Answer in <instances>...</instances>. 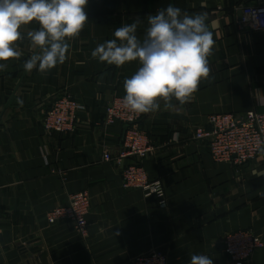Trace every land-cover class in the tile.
<instances>
[{"label": "crops", "instance_id": "1", "mask_svg": "<svg viewBox=\"0 0 264 264\" xmlns=\"http://www.w3.org/2000/svg\"><path fill=\"white\" fill-rule=\"evenodd\" d=\"M169 4L207 14L215 40L210 78L191 102L145 114L138 125L152 151L121 158L126 127L107 126L106 107L125 95L123 82L139 64L108 65L91 52L136 19L142 38L147 15ZM248 5L264 0H89L88 22L69 41L68 58L47 74L24 69L32 48L26 38L17 42L21 57L0 62L7 63L0 70V264H131L154 249L169 264H189L194 254L234 264L225 252L227 233L250 229L264 239V154L244 164L216 161L209 141L193 138L210 128L211 114L264 110V30L240 28ZM38 27L33 22L21 32ZM63 93L84 109L74 131L48 133L43 117ZM138 160L150 180L164 184L166 203L123 187L124 166ZM76 192L91 198L87 238L71 221L47 219ZM246 264H264V246Z\"/></svg>", "mask_w": 264, "mask_h": 264}, {"label": "clouds", "instance_id": "2", "mask_svg": "<svg viewBox=\"0 0 264 264\" xmlns=\"http://www.w3.org/2000/svg\"><path fill=\"white\" fill-rule=\"evenodd\" d=\"M89 0H0V62L17 60L22 53L17 42L30 41L32 54L23 65L42 74L68 58L69 41L77 38L86 23ZM143 37H138L139 19L121 24L114 38L91 52L94 59L121 67L139 64L123 82V106L132 113L148 114L174 110L191 102L202 81L209 80L208 58L215 40L206 24L207 14H189L169 4L146 17ZM35 22L39 27L21 29ZM7 63H0L4 70ZM189 264H213L207 255H191Z\"/></svg>", "mask_w": 264, "mask_h": 264}, {"label": "built area", "instance_id": "3", "mask_svg": "<svg viewBox=\"0 0 264 264\" xmlns=\"http://www.w3.org/2000/svg\"><path fill=\"white\" fill-rule=\"evenodd\" d=\"M240 22L242 30H264V5H248L242 8ZM123 96H116L106 107L105 124L116 122L125 125L123 149L119 157L145 158L151 151L149 134L141 129L139 121L145 114H135L122 103ZM84 105L69 93L55 96L43 117V126L48 133L74 131L80 111ZM209 129H198L193 138L208 140L209 151L216 161L244 164L259 154H264V110H250L242 115L235 113H214L209 115ZM107 157H111L109 154ZM122 185L126 189H142L146 196L156 195L166 203V189L162 181L150 180L141 160L124 166ZM91 209V198L87 192L69 195L68 204L60 205L47 213L50 223L68 220L76 231L87 238L89 224L87 215ZM225 252L234 264H246L255 250L264 246V239L250 229L229 232L224 237ZM131 264H169L163 252L154 249L133 258Z\"/></svg>", "mask_w": 264, "mask_h": 264}]
</instances>
